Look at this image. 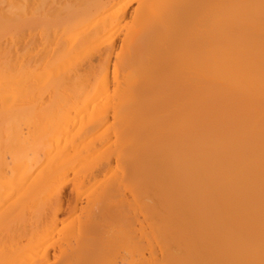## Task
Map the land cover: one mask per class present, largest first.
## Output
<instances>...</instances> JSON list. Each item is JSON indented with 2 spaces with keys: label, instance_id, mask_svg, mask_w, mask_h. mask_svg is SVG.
<instances>
[{
  "label": "bare ground",
  "instance_id": "bare-ground-1",
  "mask_svg": "<svg viewBox=\"0 0 264 264\" xmlns=\"http://www.w3.org/2000/svg\"><path fill=\"white\" fill-rule=\"evenodd\" d=\"M124 1L0 0V264H264V0Z\"/></svg>",
  "mask_w": 264,
  "mask_h": 264
},
{
  "label": "rangeland",
  "instance_id": "rangeland-1",
  "mask_svg": "<svg viewBox=\"0 0 264 264\" xmlns=\"http://www.w3.org/2000/svg\"><path fill=\"white\" fill-rule=\"evenodd\" d=\"M125 1H126V0H125ZM125 1H124V2H125ZM124 2H123V3H124ZM119 3H120V2H119ZM121 3H122V2H121ZM117 5H118V4H117ZM136 6H137V4H136L135 2H131L130 5H128V7H127V9H126V12H125L126 15H127V21H128L129 19H130V20L132 19V15H133V12L135 11L134 9H136ZM116 7H117V6H116ZM132 9H133V10H132ZM130 20L128 21V23L131 22ZM127 25H129V24H127ZM127 25H126V26H127ZM121 28H123V31H124V32H123V31H119V32H118L117 29H119V28L116 29L117 32L114 31L115 29L113 30V31H114V32H113L114 34H112L113 37H115L116 33H118V34H117V36L114 38V41H115V49H114V51H113L114 54H113V53L110 54V60H109L110 67L113 65L112 63H113V61H114V59H115V58H114V55L117 54V53H118V50L120 49V44H121V42H122V38L124 37V34H123V33H125V30H126V29H124L125 27H123V26L120 27V29H121ZM120 41H121V42H120ZM117 48H118V49H117ZM116 49H117V50H116ZM115 50H116V51H115ZM94 64H95V65H94L95 67H98V65H100L98 59L94 61ZM93 73H94V72H93ZM92 78H94V75H92V76L89 77V79H90V82H89V83H91V84H92V82H93L92 80H94V79H92ZM91 81H92V82H91ZM109 87H111V85H109ZM111 120H112V116L109 115V121H110V122H109V121H108V122H109V123L113 122V120H112V121H111ZM107 124H108V123H107ZM107 124H106V126L108 127L110 124H109V125H107ZM112 125H113V124L111 123L110 127H111ZM106 126H105L104 128H106ZM110 127H109V128H110ZM104 128H103V129H104ZM107 129H108V128H107ZM109 130H110V131H107V132H108V133L111 132L110 134H112L111 129H109ZM104 147H105V146H104ZM101 149H102V150H101ZM105 149H106V147H105ZM103 150H104V148L101 147V148H100V151H98V153H99V152L101 153ZM115 160H116V159H115ZM115 160L113 159V162H112L113 165H112V166H113V168H114V167L116 168L115 171H118V172H119L120 170L118 169L119 167H118V168L116 167L117 163L114 162ZM114 163H116L115 166H114ZM112 166H111V168H112ZM111 168L105 170L106 172L103 171V172H105V173L102 172V174H101L99 177H100V178L103 177L102 179H104V177H107V178H108L112 173H113V175H114V174H115V173H114L115 171L112 170ZM110 170L112 171V173H111ZM109 171H110V172H109ZM118 172H116V174H117ZM108 173H109V174H108ZM119 173L121 174V171H120ZM105 174H106V175H105ZM120 174H119V176H120ZM108 175H109V176H108ZM117 175H118V174H117ZM99 177H98V178H99ZM111 177H112V175H111ZM100 178H99V179H100ZM107 178L104 179V180H107ZM109 178H110V177H109ZM109 178H108V179H109ZM99 181H100V180H99ZM69 190H71L70 184L67 185L66 190H65V192H64L65 195H66L65 203H64L65 206L68 205L69 201H71V198H72V195H71V193H70L71 191H69ZM68 200H69V201H68ZM62 213H63V214H62ZM62 213L60 214V218L62 217V219H63V218H64V219H63V221H59L57 227L54 229V232H57L56 230H57V228H58L59 226H61V227H60V230L63 231V229H64L63 227L68 226L69 224L71 225V224L74 222V219H75V218H74L73 216H69V217L67 216V217H66V215L64 214V212H62ZM141 214H142V213H141ZM64 215H65V216H64ZM138 215H139V216H138ZM137 216H138L137 219L143 217L142 215H140V214H138V213H137ZM65 217H66V218H65ZM72 217H73V218H72ZM67 218H72L73 220H72V219H71V220L69 219L70 222H69V223L67 222V223H66L67 225H66V224L63 225V224L67 221ZM144 218H145V217H143V219H144ZM141 220H142V218H141ZM141 220H139V221H141ZM136 222H137V221H136ZM61 224L63 225V227H62ZM138 225H139V224H137V227H139ZM61 228H63V229H61ZM66 228H67V227H66ZM58 229H59V228H58ZM60 230H59V231H60ZM54 232H53V239H56L57 233H55V235H54ZM58 233H59L58 236L61 235L60 232H58ZM58 236H57V238H58ZM59 237H60V236H59ZM145 240H146V241H145ZM141 241H142V242H147L148 240H147L146 238H144V240L142 239ZM126 242H127V241H125V243H126ZM142 242H140V243H141L142 245H144V246L148 243V242H147V243H144V244H143ZM125 243H122L120 246H122V245L125 244ZM140 243H139V244H140ZM130 244H131V243H130ZM127 245H128V242H127ZM127 245H125V247H126ZM147 245H148V244H147ZM120 246H118V247H120ZM123 246H124V245H123ZM123 246H122V247H123ZM130 246H131V245H130ZM130 246H128V247H129V248H128L129 250L126 249V248H124V247H123L124 249H123L122 247H120V250H118V252H119V253H120V252L122 253V251H121L122 249H123V253H124V254H125V251H126V250H128V251L130 252L131 249L133 248V245H132V248H131ZM138 246H140V245H138ZM125 249H126V250H125ZM124 250H125V251H124ZM135 250L137 251L136 248H134V251H135ZM51 251H52V252H51ZM134 251H133V249H132V251H131L132 253H131V254L135 253ZM50 252H51V255H53L54 249H53V250L51 249ZM119 253H118V254H119ZM126 253H128V252H126ZM118 254H117V255H118ZM131 254H130V255H131ZM120 255H121V254H120ZM136 255L138 256L137 253H136ZM136 255L134 254V257L132 258V256H131V257H130L131 259H129V256L127 257V254H125V255L122 254L121 258H122L123 256H124L125 258L127 257L126 260L129 259V262H127V263H131V262L134 263V261H136L137 263L135 262L134 264H138V263L140 262V257L138 256V257H139V258H138ZM145 255L148 256V254H145ZM146 256H145V257H146ZM118 257H119V255H118ZM124 257H123V260H122V261H124ZM135 257H136V260L134 259ZM121 258H120V259H121ZM120 259H119V258L117 259V260H118V261H117V264H120V263L125 264V262H121ZM132 259H133V260H132ZM137 259H139V260L137 261ZM127 261H128V260H127ZM131 264H132V263H131ZM140 264H141V263H140Z\"/></svg>",
  "mask_w": 264,
  "mask_h": 264
}]
</instances>
